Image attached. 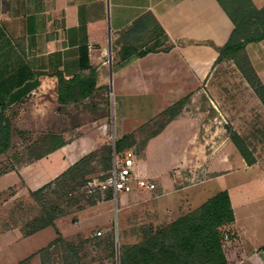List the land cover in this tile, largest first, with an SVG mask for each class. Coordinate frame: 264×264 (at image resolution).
<instances>
[{"label":"crops","instance_id":"0c3cea01","mask_svg":"<svg viewBox=\"0 0 264 264\" xmlns=\"http://www.w3.org/2000/svg\"><path fill=\"white\" fill-rule=\"evenodd\" d=\"M148 10L165 29L167 37L161 38L160 43L171 46L170 49L121 61L119 47H115L118 32ZM233 28L217 0H0V110L11 119L15 129L12 148L0 160L14 163L13 148L20 138L16 134L18 129L41 124L45 129L51 128L56 120L61 123L62 110L88 103L91 99L61 105L57 73L87 74L93 67L101 87L94 98L113 93L114 103L121 111L135 108L146 99L158 102L154 105L158 113L187 95L191 106L197 109H187L186 105L180 115L150 139L136 161L135 173L139 177L153 181L159 177L142 158L151 142L171 128L174 137L184 142L180 147L181 159L170 170L180 167L182 172L189 168L192 175L203 176L234 171L228 156L221 160L213 158L222 151L216 142H225L232 154L227 125L242 137V125L250 127L251 132H260L264 127V104L233 60L216 62L217 47L229 40ZM246 51L264 82V39L247 44ZM202 95L206 107L201 110L196 102ZM206 108L216 110L218 115L208 116ZM187 129V136H183ZM127 133L122 131L118 138ZM101 142L103 138L87 132L41 159L16 164L15 170L0 175V196L11 189L25 194L42 187ZM253 154L256 157L254 151ZM241 163L240 168L249 170L257 161L248 165L242 157ZM177 177L182 180L183 173ZM225 190L235 213L231 230L236 235L240 256L235 264H264V241L250 239L254 235L241 223L244 217L237 214L232 190ZM143 199L145 195L140 192L131 204L142 203ZM21 238L26 237L19 228L3 229L0 246Z\"/></svg>","mask_w":264,"mask_h":264},{"label":"trees","instance_id":"16d2710c","mask_svg":"<svg viewBox=\"0 0 264 264\" xmlns=\"http://www.w3.org/2000/svg\"><path fill=\"white\" fill-rule=\"evenodd\" d=\"M217 1L233 22L234 28L229 40L217 47L219 56L216 62L233 60L264 104V82L259 78L246 51L247 44L264 39V0ZM118 35L115 47H119L121 61L135 55L144 56L150 52L167 51L171 47L160 43V39H165L167 35L150 10L119 31ZM57 77L58 101L61 105L78 104L86 99H93L101 90V87H98L97 71L93 67L87 74L65 76L58 72ZM189 100L190 96L187 95L164 109L160 113V116L164 117L160 127L150 131L142 140L138 141L136 132L127 133L115 140L114 147L111 144L101 145L80 157L52 181L36 190H29L30 197L39 205L40 211L20 225L23 236H30L51 226L55 228L57 237L17 264H32L36 255L41 264H86L82 253L87 243L98 236L67 239L57 227L56 220L77 209L96 205L101 199V191L88 193L83 190L91 176L103 171L107 174L102 179L107 177L112 168L114 152L121 153L136 144L138 148L135 153L141 154L150 139L182 113ZM75 127L82 126L75 124L70 130L63 132L49 130L42 133L27 146L25 162L41 159L87 132L80 128L72 133ZM227 130L247 164H254L257 159L246 140L231 126H227ZM14 132L11 119L0 110V157L12 148ZM14 158L16 163L0 160V175L15 170V165L23 162L19 155ZM113 197L112 188H107L105 198ZM234 222L235 213L230 194L227 190L219 191L199 207L170 222L159 226L141 225L138 228L139 240L132 244H123L119 248V264H230L224 244L227 239L235 237L231 230ZM105 241L108 250L115 256L113 236L109 235Z\"/></svg>","mask_w":264,"mask_h":264},{"label":"rangeland","instance_id":"374dc122","mask_svg":"<svg viewBox=\"0 0 264 264\" xmlns=\"http://www.w3.org/2000/svg\"><path fill=\"white\" fill-rule=\"evenodd\" d=\"M252 53L255 55L257 51H252ZM190 100L186 104V108L197 111L195 107L191 106ZM155 104L158 102L145 99V101L139 102L135 108L121 111L114 103L113 93H109L107 97L97 96L86 104L62 110L64 116L61 123L56 120L51 128L45 129V126L41 124L31 126L33 128L30 129H18L22 133L20 131L16 133L20 138L14 144L13 157L21 152L20 160L25 162L27 146L42 133L49 130L63 132L70 130L75 124H80L82 126L80 128H84L83 130L95 138H103L100 146L103 144L112 145L122 131L136 132L137 139L140 141L150 131L158 129L164 120V117L160 116L162 111L156 112L159 110L154 108ZM196 104L201 110L204 109L206 107L205 95L198 98ZM206 110L208 111L207 115L212 118L218 115L214 109L206 108ZM122 112L124 116L121 115ZM155 113L157 114L153 116ZM80 128L75 127L72 133L77 132ZM242 128L244 129V139L256 154L257 164L253 169L239 167L242 164V156L234 143L231 145L233 153L229 154L225 142L218 140L216 143L222 147V151L216 156L213 155V158L221 160L228 156L230 164L235 170L227 174L203 176L202 174L192 175L189 168H185L181 172L183 179L179 180L176 172L180 167H175L172 170L170 167L181 159L180 147L184 140H177V137H174V130L171 128L166 133L167 135L157 137L151 142L146 156L142 158V162H146L150 168L159 173V177L154 179L157 184L155 190H140L135 186L132 191L119 192L116 196L114 194L111 199L105 198L106 190H103L101 199L96 205L77 209L67 216L58 218L56 220L57 227L62 235L70 240H76L78 236H98L87 243L86 249L82 253L86 264H119V248L123 244H132L139 240L138 228L141 225L159 226L165 224L174 219L176 215H183L199 207L219 191L230 188L237 214L239 217L243 214L244 217L241 223L246 226L248 233L254 235V237L250 236V239L264 241V127H261V131L257 133L251 132V128L248 126L242 125ZM187 133L188 129L185 130L183 136H187ZM137 148L138 145L135 144L131 150L136 152ZM207 148L210 146L207 145ZM207 151L210 152V150ZM143 152L136 153L137 159ZM13 161L17 162L15 158ZM106 174L103 171H98L91 176V179L101 180ZM184 186L186 187L180 188ZM168 191L176 193L173 195ZM140 192L145 195L146 199L141 200L142 203L131 204ZM16 193V190L11 189L0 196V231L15 227L20 229L22 223L40 211L39 205L30 197L29 193L24 194L23 191L19 194ZM161 193L164 195L159 196ZM107 200L110 202L107 203ZM125 205L127 206L125 207ZM99 231L101 234H98ZM109 235L113 236L115 256H112L105 241ZM56 237L55 228L50 226L32 236L5 241L0 246V264H16L46 246ZM224 247L230 264H235L240 259L236 250V235L232 239H227ZM261 250L262 248L258 249V251ZM32 264H41L37 255L33 257Z\"/></svg>","mask_w":264,"mask_h":264},{"label":"built area","instance_id":"2783aa9c","mask_svg":"<svg viewBox=\"0 0 264 264\" xmlns=\"http://www.w3.org/2000/svg\"><path fill=\"white\" fill-rule=\"evenodd\" d=\"M114 142L112 146L114 147ZM137 161V155L135 151L128 149L121 153H113L112 168L106 178L97 180L90 179L83 187L88 193H92L96 190H106L112 188L115 196L119 192H130L136 186L141 190H154L156 189V183L146 177H139L135 173V166ZM181 170L178 169L176 175H180ZM98 234H101L99 231Z\"/></svg>","mask_w":264,"mask_h":264},{"label":"water","instance_id":"95a60500","mask_svg":"<svg viewBox=\"0 0 264 264\" xmlns=\"http://www.w3.org/2000/svg\"><path fill=\"white\" fill-rule=\"evenodd\" d=\"M117 227V226H116Z\"/></svg>","mask_w":264,"mask_h":264}]
</instances>
